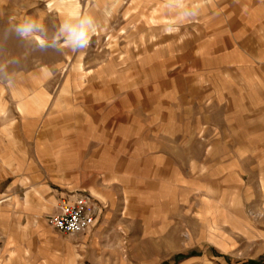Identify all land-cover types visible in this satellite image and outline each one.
I'll list each match as a JSON object with an SVG mask.
<instances>
[{
	"label": "rangeland",
	"instance_id": "rangeland-1",
	"mask_svg": "<svg viewBox=\"0 0 264 264\" xmlns=\"http://www.w3.org/2000/svg\"><path fill=\"white\" fill-rule=\"evenodd\" d=\"M83 17L86 47L55 39ZM71 110L121 138L119 182L9 199L21 136ZM76 195L99 214L68 236ZM0 264H264V0H0Z\"/></svg>",
	"mask_w": 264,
	"mask_h": 264
},
{
	"label": "crops",
	"instance_id": "crops-1",
	"mask_svg": "<svg viewBox=\"0 0 264 264\" xmlns=\"http://www.w3.org/2000/svg\"><path fill=\"white\" fill-rule=\"evenodd\" d=\"M68 112L65 118L59 117V120L66 119V124L59 121L51 127L44 125L43 134L34 135L30 131V134L21 136L18 143L26 145L21 149L25 151L26 159H11L8 163V177H21L6 184L5 192L11 196L9 199L14 197L12 192L34 190L50 193L49 204L54 205L60 192L101 194L99 185L119 182L117 177L119 180L123 174L121 138L112 130L108 131L105 124H85L87 114ZM37 208L22 201L15 213H18L17 217L26 219L38 217L44 211L41 206Z\"/></svg>",
	"mask_w": 264,
	"mask_h": 264
},
{
	"label": "built area",
	"instance_id": "built-area-1",
	"mask_svg": "<svg viewBox=\"0 0 264 264\" xmlns=\"http://www.w3.org/2000/svg\"><path fill=\"white\" fill-rule=\"evenodd\" d=\"M97 204L87 195L62 197L57 211L48 217L49 223L60 233L68 236L83 233L97 221Z\"/></svg>",
	"mask_w": 264,
	"mask_h": 264
},
{
	"label": "clouds",
	"instance_id": "clouds-1",
	"mask_svg": "<svg viewBox=\"0 0 264 264\" xmlns=\"http://www.w3.org/2000/svg\"><path fill=\"white\" fill-rule=\"evenodd\" d=\"M92 24L91 18L83 17L78 23L65 22L60 30V34L55 39L63 42L73 50L77 48L86 47L90 42V25ZM36 25L32 22H25L18 27V31L23 33H30L34 31Z\"/></svg>",
	"mask_w": 264,
	"mask_h": 264
}]
</instances>
